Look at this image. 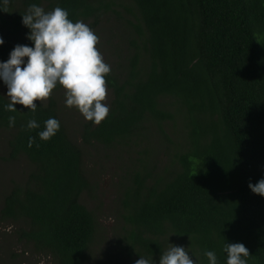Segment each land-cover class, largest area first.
Instances as JSON below:
<instances>
[{"label":"trees","instance_id":"1","mask_svg":"<svg viewBox=\"0 0 264 264\" xmlns=\"http://www.w3.org/2000/svg\"><path fill=\"white\" fill-rule=\"evenodd\" d=\"M117 2L9 0L8 12L0 10V62L17 45L34 47L22 23L32 4L46 12L59 6L73 23L90 22L92 28L106 15L121 18L117 9H123L133 20H126L132 51L120 73L106 76L109 115L99 125L83 126L82 145L121 146L147 125L168 141L163 124L175 117L182 121L184 141L164 170L139 161L140 169L128 174L120 253L154 264L178 240L196 264H209L205 251L227 264L226 243H243L250 252L247 264H264V196L249 188L264 179V0H128V7ZM61 90L57 84L50 99L36 102L35 112L20 104L7 111L10 100L0 94L8 160L23 156L32 165L25 181L5 194L0 221L19 222L17 239L55 264H87L96 222L79 199L91 185L82 150L69 138L55 100ZM9 116H15L14 127ZM49 118L60 129L44 141L39 133ZM30 120L39 127L29 129Z\"/></svg>","mask_w":264,"mask_h":264},{"label":"rangeland","instance_id":"2","mask_svg":"<svg viewBox=\"0 0 264 264\" xmlns=\"http://www.w3.org/2000/svg\"><path fill=\"white\" fill-rule=\"evenodd\" d=\"M117 4L122 7L129 6L128 0H118ZM117 12L121 14V18L110 14L101 18L96 27L92 28L90 22L85 24L100 38L97 47L104 61L110 65L112 71L120 73L121 63L132 51L127 43L131 32L127 29L126 20H133L123 9L118 8ZM7 91V86L0 79V94L9 100ZM64 96L65 93L61 90L55 94V100L62 111L69 138L82 150V169L91 185L90 191L83 193L79 199V203L93 214L96 222L95 237L87 264H135L134 258H127L120 253L119 248L123 228L120 221L123 187L129 180L128 174L140 169L139 161L144 162L147 169L155 167L158 172L170 166L175 147L182 145L184 141L182 121L175 117L174 122L163 124L168 141L159 134L154 125H147V130L138 138H132L131 142L125 141L121 146L106 149L92 144L86 147L82 145L81 136L83 126L89 121L75 107L68 108ZM111 100L112 93L108 89L106 106L109 107ZM166 104L167 111L173 113L175 107L172 101L166 100ZM7 137L8 133L0 129V209L5 194L15 183L22 184L25 181L32 166L23 156L8 160ZM21 227L19 222L0 221V264H55L50 257L35 252L31 245L17 239L16 232ZM171 241L175 246H183L178 240ZM154 264L159 262L154 261Z\"/></svg>","mask_w":264,"mask_h":264},{"label":"clouds","instance_id":"3","mask_svg":"<svg viewBox=\"0 0 264 264\" xmlns=\"http://www.w3.org/2000/svg\"><path fill=\"white\" fill-rule=\"evenodd\" d=\"M9 0H3L0 10L7 11ZM22 23L31 31L27 38L34 47L17 45L7 62H0V79L7 86L6 105L9 112L17 111L20 104L35 112L37 101L45 103L57 84L66 94V106L75 107L87 121L99 125L109 115L105 101L108 96L106 76L111 67L104 61L97 45L100 38L83 21L75 23L69 19L66 9L59 6L46 12L44 8L32 4L22 15ZM4 40L0 38V45ZM25 57L27 62L25 63ZM9 126H15V116H9ZM29 129L38 128L35 120H30ZM60 129V122L49 118L45 130L39 133L41 140L48 141ZM34 138H29L31 147ZM255 194L264 196V179L255 185L249 183ZM227 264H247L249 249L243 243H226ZM209 264H218L213 251H205ZM135 264H153L151 258L141 257ZM159 264H196L183 246L172 245L165 251Z\"/></svg>","mask_w":264,"mask_h":264}]
</instances>
